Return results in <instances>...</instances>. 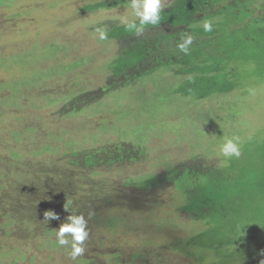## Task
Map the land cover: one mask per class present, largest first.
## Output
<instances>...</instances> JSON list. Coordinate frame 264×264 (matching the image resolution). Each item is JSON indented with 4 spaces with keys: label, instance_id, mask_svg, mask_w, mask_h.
<instances>
[{
    "label": "rangeland",
    "instance_id": "374dc122",
    "mask_svg": "<svg viewBox=\"0 0 264 264\" xmlns=\"http://www.w3.org/2000/svg\"><path fill=\"white\" fill-rule=\"evenodd\" d=\"M125 1L0 0V264H264V61L196 86L161 66L185 33L196 61L203 40L206 54L234 53L224 39L257 38L241 29L264 20V0L202 6L195 19L225 12L210 39L168 22L112 36ZM138 42L146 55L115 66ZM233 137L241 155L228 159ZM64 166L70 177L56 175ZM98 180L102 202L88 188ZM48 210L59 220L46 224ZM69 214L88 221L76 261L53 244Z\"/></svg>",
    "mask_w": 264,
    "mask_h": 264
},
{
    "label": "trees",
    "instance_id": "16d2710c",
    "mask_svg": "<svg viewBox=\"0 0 264 264\" xmlns=\"http://www.w3.org/2000/svg\"><path fill=\"white\" fill-rule=\"evenodd\" d=\"M125 0H122V2H124ZM211 1V3L213 5L216 4H220V2L222 0H174L172 6L167 9L166 11L162 12V20L161 22H168V23H172V24H178V25H184L187 24L191 30L196 31L197 33H200L202 35H205L208 39H210V35L212 33H215L220 21L222 20V17L224 16L225 12H223L224 10L221 8L219 9L220 11H218V13L216 14V17H212L209 18L208 20H206L205 18L200 19H195V14L199 11L202 10V6H205L206 8H209L208 2ZM126 2V1H125ZM229 7H227L226 12L228 11ZM202 12V11H201ZM241 14L245 15L244 11H240ZM220 16V18H218ZM252 24L251 26H254L255 28L252 29V27H248L245 26L243 28V30L241 29V31H248L250 33V31H253L251 33H256L259 36L257 38H253L252 39H248V40H242L240 39L238 36L237 37H233L231 35V37H229V40H227L226 38L224 39L225 42L229 45H231V48H233V52L234 53H228L227 55L225 54L224 57L221 56H216L214 54H206L203 52V49L200 48L203 43H205V40H203L202 43H200L199 48L202 51V55L201 56V60L196 61L195 59H192L193 54L198 56V52L197 50L193 51V53L189 52V54L185 55L184 53L180 52V51H176L174 53H170L168 55V57H176L174 58V60H169V62L167 63H162L163 65L162 68H165L166 70H171V73H175L181 76H192L193 80H192V85L196 86V83L198 82V80L200 79V76H205L206 77H210L213 76V73H218V72H223L224 74H216L214 75V79L213 81H217L218 79H222L220 77H218L219 75H223V77L227 76V77H234V76H238V78H240L239 76H246L247 74H250L251 72H255V73H262V71H264V68H262L259 72L255 71L256 68L252 67L250 68L251 70L247 72L246 68H249V65H247L245 63V61L243 60H248L250 58L254 59V55L255 58H260L261 62L264 61V47L261 45L260 47H256V48H252L251 47V43L255 42L256 43H262V40L264 39V20H261V17H256V18H252ZM205 21H211L213 24V31L211 32H204L202 29V24ZM257 29V30H256ZM114 30V31H113ZM108 32H110L109 30H107ZM112 36H114V34L117 36H121L123 34H129V32H127L125 30V28L122 25H119L118 27H115L111 30ZM238 33V32H237ZM241 33V32H240ZM240 33H238L239 35H241ZM111 35V34H110ZM243 38V37H241ZM244 39V38H243ZM139 44H137L136 46H131L130 48L126 49L123 52H118V56L117 59L114 60L115 62V66L120 65V67L123 66V64L121 63H127V65H130L131 63H133L134 61H136L137 58H139L141 55L145 56V49L142 47V43L138 42ZM246 43L248 48H246L247 50H241L239 49L241 46V44ZM264 44V42L262 43ZM228 45L226 47V53L228 51ZM248 52V53H247ZM134 53H137V57L133 56ZM132 55V56H131ZM121 57V59H120ZM234 62V69L232 70L231 68L229 69V67L227 66L228 63H233ZM203 64H211L210 69L213 70L211 73H207L206 70H203L202 65ZM259 73V74H260ZM212 74V75H210ZM210 75V76H208ZM226 78V77H225ZM201 80V79H200ZM202 81V80H201ZM227 81V80H226ZM224 89H226V87H224ZM202 94L204 95V93L202 92ZM93 161L90 163L93 166H97V164H107L105 162H103L101 159H97L95 157L92 158ZM108 164H110V161H108ZM105 167V166H104ZM63 169V170H62ZM211 169V168H210ZM97 170V169H95ZM56 171V170H55ZM98 171V170H97ZM54 172V171H53ZM263 172V171H262ZM56 175L59 174V176L62 177H70L71 176V172L70 170L67 169V167L64 166L63 167H59L58 171H56ZM87 179V178H85ZM89 180V179H88ZM91 180V179H90ZM99 182L93 183L91 182V184H88V188L91 187V197L92 199H96L100 202H102V198L99 196L101 192H102V188H100V185H104V182L102 180H98ZM87 182V181H86ZM103 187V186H102ZM104 189V187H103ZM26 191V190H25ZM105 191V189H104ZM81 197V196H79ZM68 205L72 204L70 203V201H67ZM201 213V211H200ZM108 221L110 223H114V218H108ZM53 229H47L49 235L50 232H52ZM55 241V240H54ZM53 244H57V242L55 241V243Z\"/></svg>",
    "mask_w": 264,
    "mask_h": 264
},
{
    "label": "clouds",
    "instance_id": "9594fccd",
    "mask_svg": "<svg viewBox=\"0 0 264 264\" xmlns=\"http://www.w3.org/2000/svg\"><path fill=\"white\" fill-rule=\"evenodd\" d=\"M174 0H130V13L119 20V23L125 30L135 36L144 34L149 26L157 27L162 20V12L166 7H171ZM204 32L213 31L211 21H205L202 24ZM98 38L105 40L108 38L107 29H97ZM195 36L191 33H185L180 37V42L176 45L180 52L189 54L193 46ZM221 154L228 159L239 158L241 155V144L238 137L226 139L220 148ZM65 207V206H64ZM67 210V208L65 207ZM43 220L46 224L50 220H59L58 215L51 211H45ZM88 221L83 214H69L65 221L59 225L55 231V238L58 245L70 247L68 258L76 261L82 257L87 249L85 242L89 238L87 227Z\"/></svg>",
    "mask_w": 264,
    "mask_h": 264
}]
</instances>
